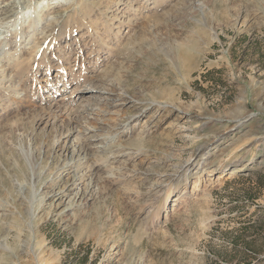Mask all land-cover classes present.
<instances>
[{
  "label": "rangeland",
  "instance_id": "374dc122",
  "mask_svg": "<svg viewBox=\"0 0 264 264\" xmlns=\"http://www.w3.org/2000/svg\"><path fill=\"white\" fill-rule=\"evenodd\" d=\"M22 1L0 17V94L21 104L0 107V202L17 211L0 219V264H264V0ZM80 6L85 22L65 23ZM34 14L45 16L29 33ZM51 29L73 30L49 47ZM18 30L29 35L10 45ZM90 82L139 102L99 101ZM203 154L196 189L191 174L170 179ZM20 185L40 202L29 208Z\"/></svg>",
  "mask_w": 264,
  "mask_h": 264
},
{
  "label": "bare ground",
  "instance_id": "6f19581e",
  "mask_svg": "<svg viewBox=\"0 0 264 264\" xmlns=\"http://www.w3.org/2000/svg\"><path fill=\"white\" fill-rule=\"evenodd\" d=\"M21 2V0H8V1H6V0H4V2H1V4H0V17H2V18H12L13 16H14V11H17L19 8H18V6H19V3ZM22 3H25V4H31V1L30 0H24V1H22ZM22 3L20 4V5H22ZM85 7V6H84ZM84 7L83 6H80V10H75V12H74V14H73V16H71V19H67V22H65V23H72V24H76V28H78V26H79V24L80 23H82V22H85V18L84 17H81V18H79V14L81 15V16H83L82 14H81V12L80 11H83V9H84ZM78 9V8H77ZM77 11V12H76ZM9 12H11V14H9ZM25 12V11H24ZM58 12H56V14H57ZM91 13V11H89V12H86V14H90ZM43 16H45L44 14H34V16H33V21L32 22H30L27 26H26V29H27V31L29 32V33H32V32H36V31H38V26H37V23L39 22V21H41V19L43 18ZM22 18L23 17H20V18H18V20H22ZM94 21H98L97 20V18L95 17V16H93L92 17V19L91 20H89V22H87V25H89V28H91L92 26H93V22ZM45 28H48V25H45L44 26ZM72 30L73 29H69V30H66V29H64V30H60V31H55V29H51L50 30V33H51V38H50V40L48 41V45L47 46H51V44H52V42H53V40L54 39H56L57 37H64V36H66V35H68V34H70L71 32H72ZM26 31V30H25ZM25 31L23 32V31H21V30H18V31H16V32H14L13 33V35H14V37H13V39H10V45L13 43H16L18 40H20V39H22V38H24V37H26V34L27 35H29V33H25ZM77 39V38H76ZM34 40L38 43V45H41L42 44V41H43V39H38V38H34ZM151 40V39H150ZM153 42H155V40H153ZM147 43V42H146ZM149 43V42H148ZM153 44H156V43H153ZM1 45H2V42H0V47H1ZM164 48L162 47L161 48V50H163ZM34 51H30L29 52V55L32 57V56H34ZM45 54V53H44ZM4 56V55H3ZM13 59V58H12ZM15 61H13V64H12V66L11 65H9V67H8V69H9V71H11V70H13L14 71V73L15 74H17V73H19V71H17L18 69L19 70H23L24 68H25V66L23 65V64H20V63H18V62H16V61H19L18 60V58L17 59H14ZM44 61H47V60H45L44 59ZM4 67H5V65H4ZM26 70H30L29 69V66H27V68H26ZM5 68H4V70H2V75L3 74H5ZM14 77V76H13ZM3 80V79H2ZM84 82V81H83ZM11 87H17V86H20V83H19V80L16 82L15 80H13L11 83ZM80 84V82L79 83H76V87L74 88L76 91H80V93H79V97H81V94H84V92H87V90L88 89H86V88H83V89H81V86L79 85ZM92 84H94V83H92V82H90V85H92ZM1 85V84H0ZM28 88V87H27ZM92 88L93 89H96L97 91L95 92L96 94L94 95H92V97H94L95 99H97V100H99V101H102V100H104L105 99V101L106 100H113V101H111L112 102V104L111 105H114L115 103H118V106H120V108H124V107H132V108H134V107H136V103H138L139 102V100L138 99H136V98H133V97H130V95H129V93L125 90V89H123V86H121V84H117L116 86L113 84L112 86L110 85L109 87H107L106 88V90L108 91L107 93H110V94H106V92H103L99 87H96V86H93L92 85ZM20 90L21 91H26V86H23V85H21L20 86ZM72 91V90H71ZM73 94H74V92H73ZM72 94V92H71V95H73ZM114 95V96H113ZM91 97V98H92ZM149 100L150 101H152L151 102V105L152 106H158L160 109H157L156 111H157V113L159 114V115H162L163 113H165V112H168V110L167 111H165V109H166V107H163V104H162V102H160L157 98H153V97H151V98H149ZM14 102H15V99H14V96H11V95H5V94H0V107H3V106H6V107H8V106H11V105H17V104H14ZM19 105H21V104H18L17 106H19ZM92 105H94V104H92ZM117 105V104H116ZM3 109V108H2ZM57 109V108H56ZM143 109V107L142 108H140V111ZM58 110V109H57ZM63 111H65V109H59L58 110V112H57V115L58 114H60V117H61V115H62V112ZM36 112H38V111H36V110H34V113H36ZM88 112H90V111H88ZM141 113V112H140ZM89 114H91V113H89ZM143 116V112L140 114V116L137 118L136 117V119L134 120V122H135V124H137V122H140V118ZM0 117H1V115H0ZM180 117L181 116H179V115H176V119L177 120H179L180 119ZM57 118V116H55L54 117V119H56ZM87 118V117H86ZM13 123H14V121H13ZM240 123H242L241 121H240ZM79 124H82L83 125V122H82V120H81V122H79ZM89 126L90 127H94L92 124H87V126H86V129L85 130H83L82 131V133H85L86 131H88L89 130ZM179 131H181V129L180 128H177ZM106 130V129H105ZM101 131H104V130H101ZM123 134H124V137H128L129 135H127V134H130L129 133V129L127 128L125 131H123L122 132ZM127 135V136H126ZM108 136V138L110 137V136H112V135H107L106 133L105 134H103V135H97V134H95V135H93V136H91L90 137V139H101L103 142H105V140L106 139H108V138H106ZM247 138V137H246ZM75 139H78L77 137L75 138ZM89 139V138H88ZM21 142V141H20ZM135 142H137V143H139V144H142V142L143 141H140V140H138V141H135ZM22 143V142H21ZM246 143V142H245ZM24 144V143H23ZM244 144V143H243ZM88 144H83L82 143V145H80V146H78L77 147V149H78V152H81V151H83L84 153H86L87 151V149H91V146H87ZM94 147H96L97 149V151L98 152H103L102 151V148H106V147H101V145L99 146V145H94ZM261 147V144H256V145H254V148L255 149H258V148H260ZM113 148V147H112ZM101 149V150H100ZM92 150V149H91ZM67 151V150H66ZM73 151V153L75 152V150H72ZM20 152H22L23 154H24V157L27 159V161H28V163H29V165H30V176H31V180H32V184H33V186L35 185V183H36V181H37V178H38V172H39V169H38V167L36 166V163H35V161H33V157H32V153H31V151H22V150H20ZM105 152V151H104ZM251 152H253V147L252 148H250L248 151H247V154H249V153H251ZM244 156V155H243ZM206 157V155L205 154H203L202 156H201V158H200V160H199V162H198V164L196 165V166H192L190 169H187V167H185V166H180L179 164H173L172 165V167L175 169V176H172L170 179H172L173 180V178H176L177 177V179H179L180 177H182V176H187V175H189V174H191L194 178V181H193V190L194 189H196V187H197V183H198V176L200 175V174H202V172L204 171V167L203 166H205L206 164H207V162H208V157L207 158H205ZM235 157V156H234ZM37 158V157H36ZM130 158H132V156L130 157ZM84 159H89V156L88 155H86L85 157H84ZM236 159V158H235ZM235 161V160H234ZM217 164H218V166H217V168H221V167H224L225 166V163L224 162H222V161H220V162H217ZM17 165H18V163H17ZM87 169H89V171H88V173H89V175H91V174H93L94 172H96V171H99L100 170V166H99V164H96L95 162H93V163H90V164H87ZM201 167V168H200ZM93 170H94V172H93ZM179 170H182L181 172H178ZM87 173V174H88ZM40 175V174H39ZM23 178V177H22ZM30 178V177H29ZM25 179V178H24ZM79 181L82 179V176H79L78 178H77ZM117 180H115V181H118V180H121V177H118V178H116ZM139 179H141V177H139ZM147 179V178H146ZM23 180V179H22ZM106 180H109V179H107L106 178ZM172 180H171V182H172ZM40 181V180H39ZM160 182H161V180H159ZM26 182H27V180H26ZM113 182V181H112ZM158 182V181H157ZM21 183V182H20ZM159 183V182H158ZM27 185V184H26ZM22 185H20L19 187L17 186V188H18V190H17V195H21L22 196V198L24 199V201H25V204H27V206L30 208L31 206H32V204H35L38 200H39V198H41L42 196H40V194H38V191H37V189L35 188V187H33L32 189V192L31 193H29L27 190H25V188H24V190L22 189L23 187H21ZM16 187V186H15ZM160 192H162V189H160L159 190ZM158 191V192H159ZM171 192V191H170ZM170 192H169V196H170ZM42 194V193H41ZM40 196V197H39ZM163 196H160L159 198H158V200H157V202H156V204H157V209H156V211L158 210V212H160V210H161V208H163L162 206H163ZM8 201V200H7ZM14 202V201H13ZM39 202H40V200H39ZM12 204V203H11ZM26 206V208L28 209V207ZM155 206V205H154ZM152 208V207H151ZM150 208V209H151ZM14 209H15V207H14ZM26 211V210H25ZM154 211V210H153ZM151 212H152V209H151ZM155 212V211H154ZM17 211H15V210H13V209H10L9 208V206H8V204H6V203H4V202H0V219H2V220H4V219H7L9 216H11V217H15L17 214ZM149 213V212H148ZM34 217V211L32 210V211H28L27 212V214H26V217H25V219H26V221H31L32 220V218ZM205 219V218H204ZM24 221V220H23ZM205 221V220H204ZM1 224V223H0ZM29 225H31V224H29ZM3 226V225H2ZM33 229V228H32ZM3 249H1V251H2ZM31 254L34 256V258H35V254H34V252L33 251H31ZM36 258H37V255H36ZM36 262H37V260H36Z\"/></svg>",
  "mask_w": 264,
  "mask_h": 264
}]
</instances>
